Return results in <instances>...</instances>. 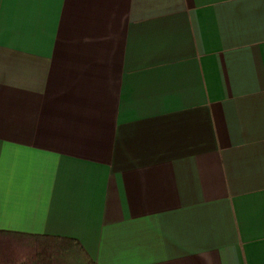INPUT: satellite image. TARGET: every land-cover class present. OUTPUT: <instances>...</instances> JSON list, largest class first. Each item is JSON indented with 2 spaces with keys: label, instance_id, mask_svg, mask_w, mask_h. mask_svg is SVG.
I'll list each match as a JSON object with an SVG mask.
<instances>
[{
  "label": "crops",
  "instance_id": "crops-1",
  "mask_svg": "<svg viewBox=\"0 0 264 264\" xmlns=\"http://www.w3.org/2000/svg\"><path fill=\"white\" fill-rule=\"evenodd\" d=\"M0 230L264 264V0H0Z\"/></svg>",
  "mask_w": 264,
  "mask_h": 264
},
{
  "label": "trees",
  "instance_id": "trees-1",
  "mask_svg": "<svg viewBox=\"0 0 264 264\" xmlns=\"http://www.w3.org/2000/svg\"><path fill=\"white\" fill-rule=\"evenodd\" d=\"M0 264L96 263L76 239L0 230Z\"/></svg>",
  "mask_w": 264,
  "mask_h": 264
},
{
  "label": "rangeland",
  "instance_id": "rangeland-1",
  "mask_svg": "<svg viewBox=\"0 0 264 264\" xmlns=\"http://www.w3.org/2000/svg\"><path fill=\"white\" fill-rule=\"evenodd\" d=\"M4 241H2V243H3Z\"/></svg>",
  "mask_w": 264,
  "mask_h": 264
}]
</instances>
